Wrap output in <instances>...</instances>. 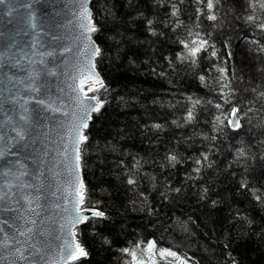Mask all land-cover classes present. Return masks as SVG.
I'll use <instances>...</instances> for the list:
<instances>
[{
    "label": "trees",
    "instance_id": "16d2710c",
    "mask_svg": "<svg viewBox=\"0 0 264 264\" xmlns=\"http://www.w3.org/2000/svg\"><path fill=\"white\" fill-rule=\"evenodd\" d=\"M92 8L104 104L83 172L103 216L77 229L87 255L70 264H133L151 240L191 264H264V0Z\"/></svg>",
    "mask_w": 264,
    "mask_h": 264
},
{
    "label": "water",
    "instance_id": "95a60500",
    "mask_svg": "<svg viewBox=\"0 0 264 264\" xmlns=\"http://www.w3.org/2000/svg\"><path fill=\"white\" fill-rule=\"evenodd\" d=\"M92 2L0 3V264H70L68 243L86 251L77 228L103 216L85 205L87 139L75 150L97 112L85 113L80 98L104 104L88 92L96 77L104 84ZM89 22L95 31L82 26ZM231 121L239 124L237 113ZM81 183L86 219L73 225Z\"/></svg>",
    "mask_w": 264,
    "mask_h": 264
},
{
    "label": "snow or ice",
    "instance_id": "6c2138e0",
    "mask_svg": "<svg viewBox=\"0 0 264 264\" xmlns=\"http://www.w3.org/2000/svg\"><path fill=\"white\" fill-rule=\"evenodd\" d=\"M0 3H3V0H0ZM208 6H209V8L212 7L211 2H209V5ZM82 7H83V5H82ZM83 17L85 19H89V21H90V14L88 13V11H87L86 8L84 9ZM210 18L211 19H215L214 16L213 17H210ZM82 26L83 27H86L88 31H95V28L93 26H91L90 22L88 24H85V25H82ZM97 51H98V49H97ZM196 51H198V49H194L192 51V54L195 55ZM94 75L95 74L93 73V76ZM89 78H91V77H89ZM94 82L95 83H101L102 84V82L99 81V78L98 77H96V79H95ZM89 91H95V89L94 88H91V89H89ZM79 103L84 106L85 113H87L90 108L92 110L98 111L99 110V107H100L99 104L93 106V105L87 103L85 98H80ZM236 111H237L236 109H233V113H232L233 116H235ZM87 118H88L87 116H84L83 117L84 120H86ZM229 123L230 124H233V126H235V127H239V124L238 123H234L233 121H229ZM81 127L82 128H87L88 125H87L86 122H84V123H82ZM77 137L78 138L76 140V149L75 150L78 152L79 151V144L81 142H83L84 140H86L87 138L85 136H83L80 133L79 130L77 131ZM77 159H79L78 156H77ZM129 182L131 183V181H129ZM83 203H84L83 184L81 183L80 184V192H79V200L77 201V206H76V209H75L77 214H76L75 218L70 222L71 224L74 225V224L80 223L84 219H86V217L80 215V212L81 211H86V209H81L79 207V205H82ZM93 215L100 216V215H102V213L95 212V213H93ZM65 251H66V259L68 261H75V260H78L80 257H83V256H86L87 255V253L84 250V248L81 247L78 243H75L74 241L71 242V243H68ZM161 254L163 255V253H161ZM168 255L175 256V253H171L170 252V253H168Z\"/></svg>",
    "mask_w": 264,
    "mask_h": 264
},
{
    "label": "rangeland",
    "instance_id": "374dc122",
    "mask_svg": "<svg viewBox=\"0 0 264 264\" xmlns=\"http://www.w3.org/2000/svg\"><path fill=\"white\" fill-rule=\"evenodd\" d=\"M97 86H91V88H98ZM95 91H89L93 93ZM133 264H191L182 254L177 251L168 248L166 246L158 244L156 241L151 240L145 244L137 243L128 249ZM175 253V256H170L168 253ZM163 253V255L161 254Z\"/></svg>",
    "mask_w": 264,
    "mask_h": 264
},
{
    "label": "bare ground",
    "instance_id": "6f19581e",
    "mask_svg": "<svg viewBox=\"0 0 264 264\" xmlns=\"http://www.w3.org/2000/svg\"><path fill=\"white\" fill-rule=\"evenodd\" d=\"M96 85H97V83H95L94 81L89 82V84H88V90H89V88L91 86H96Z\"/></svg>",
    "mask_w": 264,
    "mask_h": 264
}]
</instances>
